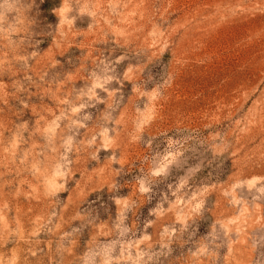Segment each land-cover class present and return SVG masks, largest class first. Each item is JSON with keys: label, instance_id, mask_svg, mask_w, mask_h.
Listing matches in <instances>:
<instances>
[{"label": "rangeland", "instance_id": "obj_1", "mask_svg": "<svg viewBox=\"0 0 264 264\" xmlns=\"http://www.w3.org/2000/svg\"><path fill=\"white\" fill-rule=\"evenodd\" d=\"M0 264H264V0H0Z\"/></svg>", "mask_w": 264, "mask_h": 264}]
</instances>
